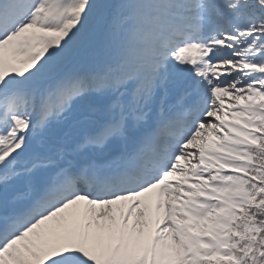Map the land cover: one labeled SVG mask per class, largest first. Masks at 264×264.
<instances>
[{"label":"snow or ice","instance_id":"6c2138e0","mask_svg":"<svg viewBox=\"0 0 264 264\" xmlns=\"http://www.w3.org/2000/svg\"><path fill=\"white\" fill-rule=\"evenodd\" d=\"M0 264H264V0H0Z\"/></svg>","mask_w":264,"mask_h":264}]
</instances>
